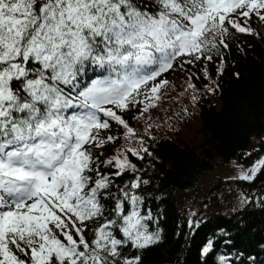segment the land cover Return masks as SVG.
I'll return each mask as SVG.
<instances>
[{
    "label": "snow or ice",
    "instance_id": "snow-or-ice-1",
    "mask_svg": "<svg viewBox=\"0 0 264 264\" xmlns=\"http://www.w3.org/2000/svg\"><path fill=\"white\" fill-rule=\"evenodd\" d=\"M251 14L264 0H0V264H142L162 236L128 153H152L101 161L102 131L131 135L118 111L177 61L211 62L230 28L250 34L233 16ZM258 174L264 157L237 178Z\"/></svg>",
    "mask_w": 264,
    "mask_h": 264
},
{
    "label": "trees",
    "instance_id": "trees-1",
    "mask_svg": "<svg viewBox=\"0 0 264 264\" xmlns=\"http://www.w3.org/2000/svg\"><path fill=\"white\" fill-rule=\"evenodd\" d=\"M255 16H233L251 33L230 28L228 48L211 62L181 67L177 61L150 82L167 79L170 92H149L117 110L131 135L115 122L102 131L115 140L95 150L101 161L128 147L152 153L142 152L143 160L128 153L149 181L141 194L153 215L150 230L162 236L138 253L142 264H218L221 256L232 264H264V174L248 182L218 172L247 170L264 157V20ZM188 204L196 209L188 211ZM209 241L213 250L202 256Z\"/></svg>",
    "mask_w": 264,
    "mask_h": 264
},
{
    "label": "rangeland",
    "instance_id": "rangeland-1",
    "mask_svg": "<svg viewBox=\"0 0 264 264\" xmlns=\"http://www.w3.org/2000/svg\"><path fill=\"white\" fill-rule=\"evenodd\" d=\"M257 17V15L255 16ZM260 33L261 35H264V29H260ZM164 81H166V83L161 84L159 91L158 92H170V81L165 79ZM197 135V133H196ZM189 137H190V133H185L183 134V138L189 141ZM242 170H240L239 168H223L221 171H218L219 173L222 174L223 177L227 178V179H232V178H237ZM228 193H231L230 189H227ZM188 198L185 199L184 203H186ZM187 209L188 211L192 212L196 209V206L193 204H188L187 205Z\"/></svg>",
    "mask_w": 264,
    "mask_h": 264
}]
</instances>
